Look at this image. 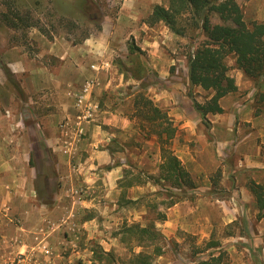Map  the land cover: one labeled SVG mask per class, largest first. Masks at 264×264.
<instances>
[{
	"label": "rangeland",
	"instance_id": "374dc122",
	"mask_svg": "<svg viewBox=\"0 0 264 264\" xmlns=\"http://www.w3.org/2000/svg\"><path fill=\"white\" fill-rule=\"evenodd\" d=\"M236 2L247 25L264 23V0ZM154 5L165 6L166 3L164 0H0V109L2 115L9 116L10 113L11 120L18 123L19 177L28 173L25 168L30 167L35 173V197L29 193L23 196V189H18L19 196H16L12 212L0 209V264H137L134 257L140 252L147 256L149 264H193L219 253L222 255L220 264H264L260 257L264 231L260 233L258 229L257 222L261 218L258 211L249 216L244 206H236L235 211L233 204L224 207L221 202H215L227 199L226 194L218 191L220 168L212 169L208 175L212 186L209 191H201L202 201H197V191H183V194L170 197L169 192L174 190L168 189L167 184H156L160 164L158 140L152 127L135 113L133 98L141 81H136L134 76L138 75L140 67L145 68L149 73L145 77L148 83L146 94L166 114L171 106L168 95L174 101L172 104L177 105L185 100L182 97L189 99L187 93L199 103L210 98L211 93L187 84L186 60L199 42L197 32L191 31L180 37L162 23L145 24ZM17 14L23 24L38 27H9L4 18L7 22L13 19L19 24L15 18ZM211 22L219 23L215 17ZM144 41L145 48L153 50L151 56L155 59V67L149 65L146 49L139 47ZM131 47L138 48V51L130 52ZM74 51L77 52L75 56ZM73 58L81 60L82 72L80 80L67 87L66 103L74 106L73 94L86 80H94L97 92H92L91 101L98 109L89 121L98 126V147L115 151L118 158L111 161L112 164L127 166L122 169L121 179L115 182L117 192L109 191L103 175L95 178L88 188L82 186L93 205L87 209H78L70 202L77 195L72 194L71 198L68 187L62 188L67 178L64 169H58L55 149L38 140L29 142V132L32 133V116H29L31 60H42L54 75L68 76L71 72L68 63ZM225 62L228 76L241 88L230 94L238 95V105L251 106L253 115H263L264 78L251 80L245 77L236 69L231 57ZM160 73L164 76H159ZM53 91L47 93L56 95ZM56 98L59 101L58 95ZM101 108L116 110L129 121L127 129H130L124 137L121 136L122 139L106 140L111 134H117L101 125ZM197 118L201 126H196L203 129L207 121H202L199 115ZM234 122L237 123L238 119L235 118ZM175 128L171 148L177 151L174 153L177 157L183 156L179 147L185 139H188L190 149H201L203 142L193 139L192 135L187 137L185 129ZM74 133L80 136L79 132ZM131 153L139 154L140 164L139 160L132 159ZM261 153L264 155V145H261ZM202 165L204 170H210L213 164L205 160ZM107 167L103 166L101 172ZM191 168L197 170L193 183L198 187L205 186L206 181L201 179L206 180V172L200 173L198 167ZM23 170L26 173H22ZM25 178L29 181V174ZM79 183H73L74 188L81 187ZM177 197L180 200L176 208L187 207L182 209L189 214L187 221L192 224L189 231L176 230L169 237L162 235L164 239L155 245L146 244L144 247L137 245L135 237L123 235L125 228L134 224L140 227L153 224L162 234L163 221L158 220V214L166 215L172 207L168 205ZM61 198L59 209L55 203ZM184 199L187 203L182 204ZM64 200L68 203L65 204ZM130 200L135 202L130 203ZM42 205L48 212L42 213ZM263 213L264 210L260 214ZM211 244L215 245L210 248ZM154 246L161 249L160 256L155 254Z\"/></svg>",
	"mask_w": 264,
	"mask_h": 264
},
{
	"label": "crops",
	"instance_id": "0c3cea01",
	"mask_svg": "<svg viewBox=\"0 0 264 264\" xmlns=\"http://www.w3.org/2000/svg\"><path fill=\"white\" fill-rule=\"evenodd\" d=\"M146 29L148 28L146 27ZM139 47L146 49L149 57L148 63L155 67L153 62L155 59L151 56L153 55V50L145 48V41ZM48 53L52 52L49 51ZM73 53L75 56L77 52L74 51ZM59 59L61 60L62 58L59 57ZM30 63L32 67H29V116H32L30 123L32 133L29 132V142L34 143L38 140L39 143L52 146L55 149V155L59 161L58 169L63 168L67 178L62 188L65 190V187H68L67 193L71 198H73L72 194L77 195L70 202L76 204L78 209L92 207V202L85 196L86 191L82 186L86 185V188H88V185L93 183L95 178H100L103 175L108 181L109 191L111 193L117 192L115 182L121 179L122 169L127 166L125 164H112L111 161L116 160L118 157L115 156V151L103 146L101 148L98 147L99 142L96 135L98 126L90 121L77 122L74 106L66 103L64 95L65 93L69 94L67 87L80 80L82 72L81 60L73 58L68 63L71 71L68 76L54 75L42 63V60L33 59ZM159 76L162 77L164 75L160 73ZM235 84L239 90L240 84ZM48 91L56 92L59 101L56 95H51V92L48 94ZM93 91V94L97 92ZM76 93L73 94V100ZM250 93L251 91L248 96ZM234 94L226 95L219 100L218 103L222 113L206 115L207 125L203 129L196 126H201V124H198L200 121L197 118L198 114L193 111L190 101L186 97H182L185 100H181V104L176 105L172 104L174 101L168 95V99L171 100V102L169 101L171 106L167 114L171 117V121H173V117H176L173 125L180 129H185L187 137L192 135L193 139L203 142L201 149H190L186 142L188 139H185L181 143V147H179L183 156L177 157L185 165V169L191 179H193V182L196 180L195 173H197V170L195 171L191 167L201 168L199 170L201 171L200 173L206 172V180L201 179L203 182L206 181V183H203L205 186L198 187V184H195L196 186L193 190L197 191V201L204 200V197L200 195L201 191L203 193L207 190L209 191L210 186H212V182L208 177L212 173V169L220 168L219 182L217 181L218 191L226 194L227 199L215 200V202H221L224 207L233 204V206L235 205V211L237 209L236 206H244L247 209V214L252 216L258 210L255 198L249 189V184L251 182L264 184V155L261 153V145H264V114L253 115L251 106L242 107L238 105L236 101L238 95ZM1 112L0 109V209H4L9 213L15 208L14 206L19 196L17 195L18 189H23L21 193L23 196L26 195L25 193H29L32 197H35V173L29 167V169L25 168L28 173L25 170L22 172L26 173V175L29 174V181L26 180V175L19 177L18 152L16 150L18 123L15 122L16 120H11L12 115L9 112V116H4ZM189 112L194 116L192 114L188 116ZM100 115L101 125H106L109 132H116L117 134L115 136L111 134L106 139L108 141H110L109 138L122 139L121 136L124 137L127 130L130 129H127L130 125L129 121L124 119L116 110L101 108ZM235 118L238 119L237 123L234 122ZM195 128L196 130H193ZM74 132H79L80 136H76ZM83 134L84 136L82 137L81 135ZM172 150L174 151V149ZM176 152L175 150L174 153L176 154ZM130 156L135 162L139 160L138 164H140L138 153H131ZM201 158L209 160L213 164L210 170L203 169L202 162L205 160ZM103 166L109 167L102 173L101 168ZM198 177H200V174ZM62 178L64 179L63 176ZM80 181L81 183H79ZM73 183L75 185L79 183L81 187L74 188ZM185 200L187 199H184L181 203H187ZM61 201L62 198L55 203L56 208L60 209L62 206ZM64 202L65 204L68 203L66 200ZM41 207H43L41 209L44 211L42 213H45V206L42 205ZM176 207L177 204L175 203L165 215L161 232L166 237L173 235L179 229L189 231V227L192 226L187 221L189 214L183 211L187 207ZM257 225L259 232L262 233L264 231V215L259 219ZM260 257L264 262V246H262Z\"/></svg>",
	"mask_w": 264,
	"mask_h": 264
},
{
	"label": "trees",
	"instance_id": "16d2710c",
	"mask_svg": "<svg viewBox=\"0 0 264 264\" xmlns=\"http://www.w3.org/2000/svg\"><path fill=\"white\" fill-rule=\"evenodd\" d=\"M166 5H154L150 14L145 20V24L151 26L162 23L168 30L176 36L184 37L189 32L196 31L198 44L187 57V84L189 87H198L205 92H210L211 96L205 102L199 103L192 94L187 93L188 100L193 110L200 116L202 121L208 114H221L219 100L234 93L237 86L234 79L228 76V67L225 60L233 58L237 70L251 79L257 80L264 78V23L252 22L246 24L243 21L241 8L236 0H164ZM215 17L219 23H212L211 18ZM20 23L13 19L6 21L9 27L16 28L18 25L25 27H38L22 23L20 16H15ZM38 30L43 33L41 28ZM192 36V34H191ZM194 36V35H193ZM130 52L138 51V48H129ZM122 70L127 72L122 66ZM141 73V75H140ZM149 73L145 68H139L138 75L133 78L141 81L139 89L136 90L133 98L135 113L141 120L152 127V132L158 140L160 152L159 182L175 192H169L170 197L193 192L195 184L190 178L189 173L181 164L171 148V141L175 136L176 128L172 125L166 112L155 106L146 94L148 83L145 77ZM154 77L156 74L150 72ZM140 75V76H139ZM172 78V77H171ZM249 189L255 198L258 215L264 210V184L251 182ZM180 200L177 197L170 202L169 206L174 205ZM135 200H130V203ZM158 220L164 221L165 215L158 214ZM123 235L130 238L135 237L138 246L155 245L164 239L153 224L140 227L137 224L125 228ZM211 244L210 248L213 247ZM155 247V254L161 255V249ZM104 255H107L106 253ZM137 264H149L147 256L141 252L136 254ZM222 255H210L207 260H199L193 264H220ZM261 263V262H260Z\"/></svg>",
	"mask_w": 264,
	"mask_h": 264
},
{
	"label": "built area",
	"instance_id": "2783aa9c",
	"mask_svg": "<svg viewBox=\"0 0 264 264\" xmlns=\"http://www.w3.org/2000/svg\"><path fill=\"white\" fill-rule=\"evenodd\" d=\"M96 86L93 79L86 80L74 96L75 119L77 122H87L97 112V105L91 101V94Z\"/></svg>",
	"mask_w": 264,
	"mask_h": 264
}]
</instances>
